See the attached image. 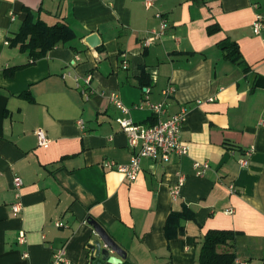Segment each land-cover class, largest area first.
<instances>
[{
	"label": "crops",
	"instance_id": "1",
	"mask_svg": "<svg viewBox=\"0 0 264 264\" xmlns=\"http://www.w3.org/2000/svg\"><path fill=\"white\" fill-rule=\"evenodd\" d=\"M151 1L148 8L147 0H0V264H47L61 248L71 264H91L88 245L98 237L90 217L126 250L123 262L200 264L204 236L217 229L235 234L220 252L264 264V36L253 31L264 0ZM26 8L48 24L68 23L76 38L31 59L10 43ZM158 13L168 19L164 36L144 47L160 29ZM214 24L220 29L210 34ZM93 33L97 46L86 41ZM225 41L238 44L242 64L226 57ZM88 73L94 92L86 97L78 84ZM170 85L175 92L165 97ZM148 101H164L169 114L186 110L189 151L168 162L144 158L130 181L104 162H130L117 119L153 124ZM40 128L52 140L47 148ZM195 161L210 163L204 175ZM15 175L24 181L17 214ZM185 207L194 218L168 234L169 215Z\"/></svg>",
	"mask_w": 264,
	"mask_h": 264
},
{
	"label": "built area",
	"instance_id": "2",
	"mask_svg": "<svg viewBox=\"0 0 264 264\" xmlns=\"http://www.w3.org/2000/svg\"><path fill=\"white\" fill-rule=\"evenodd\" d=\"M152 1L147 0L146 7H151ZM257 8L258 4H254ZM157 16L161 19V26L159 30H152L151 35L143 41V46L147 47L152 44L154 40L161 39L164 36V32L168 26V19L161 13ZM253 31L255 34L264 36V13H257L253 21ZM79 59V57H77ZM125 68L128 67V61L123 62ZM92 74L88 73L83 77V85L78 84V87L82 90L86 97H89L94 89L91 87ZM175 92V87L170 85L164 90L165 97H169ZM112 101L122 110L124 114H128L130 106L125 105L117 96L116 93L110 95ZM200 102V101H198ZM149 108L156 115L155 123L151 125H143L135 122L128 115L118 117L117 121L120 123L123 131L128 138V145L132 149L133 154L129 163H118L115 160L107 159L104 162V166L108 168H115L124 174L125 178L130 181H135L139 178L142 171V160L144 158H151L156 161L168 162L173 155H186L189 151V146L182 139V130L186 123V110H181L176 113L169 114L167 104L162 102L148 101ZM83 124L82 120L78 121ZM39 145L42 147H49L51 139L47 135L44 129H37ZM254 148H250L246 153V158L241 160L242 166H247L252 156ZM210 167L208 161H195L194 169L197 175H204L207 169ZM172 187V194L176 196L179 192V185ZM24 181L20 175H15L13 178V189L15 191L16 201L12 205V209L15 214L19 213L22 208V187ZM228 212H233L232 209H228ZM57 226H62L61 221L56 222ZM26 234L21 231L19 234V241H25ZM28 256L27 253L24 255ZM47 264H71L66 257L65 248L59 249L50 263ZM233 264H249L248 261L236 258Z\"/></svg>",
	"mask_w": 264,
	"mask_h": 264
},
{
	"label": "trees",
	"instance_id": "3",
	"mask_svg": "<svg viewBox=\"0 0 264 264\" xmlns=\"http://www.w3.org/2000/svg\"><path fill=\"white\" fill-rule=\"evenodd\" d=\"M26 18L23 20L19 31L10 38V43L14 46H19L22 53H28V56L35 60L47 54V52L57 46L58 44H65L76 38L74 29L65 22H57L55 24H48L29 8H26ZM217 24L210 25L208 32L214 33L219 30ZM222 49L226 52V57L233 62L242 64L241 54L237 43L232 41H225L221 45ZM18 67H10L5 71L6 76H12L15 69ZM146 76L145 71L142 72L141 82L143 86H148L142 78ZM257 82L254 81V87ZM156 121V117H155ZM155 121L153 123H155ZM194 218V212L185 207L181 211H173L169 215L166 223V232L171 233L172 230L181 231L183 226L182 220ZM234 232L231 230H209L203 239L200 264H233L236 259L234 252L225 250L220 252L218 249L221 246H230L234 241ZM105 264H112L106 261ZM121 264H131L125 260Z\"/></svg>",
	"mask_w": 264,
	"mask_h": 264
},
{
	"label": "water",
	"instance_id": "4",
	"mask_svg": "<svg viewBox=\"0 0 264 264\" xmlns=\"http://www.w3.org/2000/svg\"><path fill=\"white\" fill-rule=\"evenodd\" d=\"M86 41L91 46H97L100 43V39L96 33L89 35ZM88 221L93 226L98 237L88 245L90 249V263L104 264V261H108L112 264H121L123 258L126 257V250L110 235L107 229L97 219L90 217ZM111 252H115L116 254H111Z\"/></svg>",
	"mask_w": 264,
	"mask_h": 264
}]
</instances>
